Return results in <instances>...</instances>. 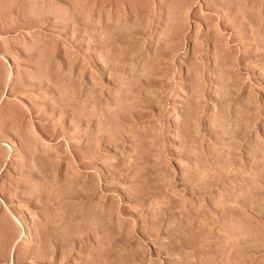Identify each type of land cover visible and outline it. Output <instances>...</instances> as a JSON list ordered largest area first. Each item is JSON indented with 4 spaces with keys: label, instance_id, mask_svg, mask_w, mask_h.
I'll return each mask as SVG.
<instances>
[{
    "label": "rangeland",
    "instance_id": "rangeland-1",
    "mask_svg": "<svg viewBox=\"0 0 264 264\" xmlns=\"http://www.w3.org/2000/svg\"><path fill=\"white\" fill-rule=\"evenodd\" d=\"M0 264H264V0H0Z\"/></svg>",
    "mask_w": 264,
    "mask_h": 264
}]
</instances>
